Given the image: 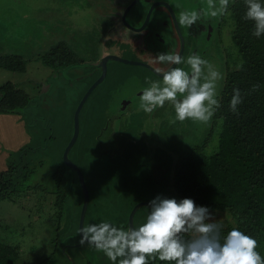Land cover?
I'll return each mask as SVG.
<instances>
[{
	"label": "rangeland",
	"instance_id": "374dc122",
	"mask_svg": "<svg viewBox=\"0 0 264 264\" xmlns=\"http://www.w3.org/2000/svg\"><path fill=\"white\" fill-rule=\"evenodd\" d=\"M65 1L0 0V56L12 54L22 55L30 59L26 73L13 74L0 69V85L5 82L20 79L17 86L25 90L30 96L32 106L30 110L33 112V115H29L28 110V113H24L22 117L26 121V133L32 139V142H29L26 146H34L37 148L33 150L31 147H25L27 154H29L25 155V158L27 161H30L31 168L28 167L24 171L33 172L27 185L21 189V192L12 201L6 199L0 202V243H15L20 246L23 258L17 264H58L55 262H47L48 257L53 252V249L50 247V240L47 239L56 234L54 231L56 226L53 225V217L58 213L57 209L55 210L54 206H52L53 204L48 203V200L53 201L50 199L53 189V186H50L52 185L50 181L53 178L52 174L55 164L63 161L64 149L67 148V143L75 132L74 115L72 113L75 111L77 103L84 93V87L90 85L96 78V75L89 74L86 77V82H83L78 87L76 96H73L74 94L69 91L71 87L67 82L65 83V79H69L66 74L60 79L61 81L59 79H53L51 78L52 73L48 72L41 65L40 57L46 53L45 51L49 48L52 37L67 38V32H72L73 37H77V29L74 27H66L64 19H62L61 28L56 29L57 18L59 16H66L64 14L66 13L64 7ZM90 21L92 24L89 12L82 11L79 16V24L83 35L88 33L87 28H89V25L91 26ZM209 26L211 27V25ZM230 26L231 35L228 38L233 49V66L234 61L240 63V55L237 47L233 43L236 25L232 19L230 20ZM212 31L210 32L211 35H209L211 39L218 35V31L216 33L215 30ZM38 68L42 72L36 78H33V75L36 76ZM4 75H6V79ZM47 80L53 82L54 86L45 84ZM42 83L46 85L44 89ZM105 84L103 83L97 91H104ZM57 85H60L61 88ZM224 86L225 76L222 77L221 83L217 86L218 100H220ZM40 93L41 95L44 94L43 100H40L38 97ZM112 106L113 104L109 105V110H111ZM88 109L89 107L84 109L80 120V142L78 147L80 145L88 147L96 143V139L100 133L99 129H96L99 116L88 113ZM105 113L106 111L104 115ZM143 113V115H146L140 118L142 121L140 124H144L143 132L147 130V126H149V132L151 129L153 131L155 129L161 131L163 143L167 141L168 145L173 144L175 146V153L166 152L167 158L171 160L169 161L165 157L167 166L170 167L177 164L188 154L192 147L197 145L207 144L204 149L209 155L217 152L223 127L222 122L215 124L214 115L208 122L187 120L188 124H185L186 127L184 128V121L180 122L176 120L174 107L170 103L164 113L155 119L156 121L150 119L151 123H147L149 121L146 120L148 114ZM13 119L15 118L7 117L6 121L12 122L11 120ZM30 120L36 121L32 127L30 126L32 123L29 124ZM4 121V118H0L1 125H4ZM14 121L18 122L17 120ZM124 121L129 122L130 117L126 116ZM105 122L106 119L102 121L103 125ZM7 133L9 134L10 131L7 130V132H4V134ZM15 135L13 137L15 139L12 141L9 138L4 140L0 136V148L4 142L8 145V148H12L23 138L24 141L25 139L27 141L25 133L23 138H20L22 136L20 132H16ZM147 142L151 143L149 149L150 157L154 159L156 155L154 147L157 139L150 137L147 139ZM4 148L6 147L4 146ZM110 156H116V159H122L121 154H104V166L99 168L94 178L87 180L92 201H95L98 207L97 211H95L96 217H104V221H106V218H109L111 215L117 217L123 211L129 210L131 203H137L139 205L138 203L144 201L150 202L157 196L174 198V196H169L164 193L167 185H164L161 179L151 180L150 169L142 167L145 164L142 166H139L140 164H136L134 167L130 166L127 168V173L120 174L116 171L115 166H108L107 159H111ZM98 158L99 156L97 158L93 157L92 150L82 152L79 149L77 153H75V150L71 153V159L81 166H87L89 172L97 168L99 164ZM5 161V154L0 151V171L8 170ZM15 161L17 162V159ZM128 161L132 163L136 162L134 157L129 158ZM153 186L156 187L152 189ZM82 192L80 191L79 193V189L77 188L71 194L68 206L71 207L81 203L82 199L80 197H82ZM43 202H47L45 209H41V203ZM147 210L150 211V208L145 207L142 212H146ZM211 210L213 211L214 221L222 226L221 229L229 225H234L235 220L228 212ZM109 222L118 227V218ZM64 224L66 227H69V219ZM189 237L191 238L190 234ZM63 251L66 255L59 253V260L62 261L61 264H67L64 256L72 262L71 264H112L103 252L98 251L94 246L89 244H84L83 246L79 244L75 250L77 256L71 249L66 250L64 248ZM36 255L38 258L35 257ZM149 262L154 261L150 260Z\"/></svg>",
	"mask_w": 264,
	"mask_h": 264
},
{
	"label": "flooded vegetation",
	"instance_id": "af4514ba",
	"mask_svg": "<svg viewBox=\"0 0 264 264\" xmlns=\"http://www.w3.org/2000/svg\"><path fill=\"white\" fill-rule=\"evenodd\" d=\"M234 3L233 0H229L228 11L224 15L215 18L204 15L196 25L189 28L179 23L181 11L206 10V0L65 1L66 13L64 14L66 16L57 18L56 29L61 28L62 19H64L66 27L77 29V37H73L72 32H67V38L52 37L49 48L41 57L48 56L49 62L55 65L53 67L46 65L44 59H41V65L46 70L50 69L48 72L52 73L51 78L53 79L60 80L66 74L69 79H65V83L67 82L71 87L69 91L74 94L73 96H76L78 87L83 82H86V77L89 74L96 75L95 80L84 87V93L72 113L74 115V124L77 109L81 104L80 101L85 98L90 88L97 81L102 80V83L87 98L79 116L80 122L86 107H89L88 113L99 116V121L96 124V129L100 131L96 139L97 142L88 147L83 145L78 147L80 142L79 130L78 139L69 153L70 161L78 166L85 176L86 166H81L71 159V153L74 150L75 153L79 149L82 152L92 150L95 158L106 153L121 154L122 159L114 161V166L118 173L125 174L130 166L134 167L136 164L142 166L145 164L142 167L150 169L151 180L161 179L164 185H167L164 193L179 199V194L175 187V171L179 162L170 167L165 163L166 152L175 153V146L173 144L168 145L167 141L163 143L161 131L156 129L153 131L151 129L149 132V126H147V130L143 132L144 124H140L142 122L140 118L146 115H143V110L139 107V97L142 95L143 90L150 86L148 82L157 81L162 83V73L164 71H168L171 67L188 68L186 63L180 65L160 63L157 60V56L163 52L180 55L185 61L188 56L194 53L198 54L209 61L221 73L222 77L225 76L226 82L233 59V49L228 37L231 35L230 20H233ZM82 11H88L92 19V24L90 21L91 26H88V33L85 35L82 34L79 24V16ZM211 29L215 30V33L218 31V35L214 36L213 39L209 37L211 35L210 32H213ZM39 49L42 50L40 47ZM221 80L217 81V86L221 83ZM103 83H106L105 90L97 91ZM45 84L54 86L50 80H47ZM42 86L44 89L46 85L42 83ZM57 86L61 88L60 85ZM38 97L43 100L44 94L41 95L40 93ZM110 104H113L111 110H109ZM168 105L169 103H166L163 108H157L151 114H148L146 120L149 121L147 123H151L150 119L155 120L162 115ZM126 116L130 117L129 122L124 121ZM104 119H106V122L103 125L102 121ZM185 124H188L187 120L184 121V128L186 127ZM153 126L155 125L153 124ZM73 136L68 141L67 147L72 142ZM150 137L157 139L154 147V152L156 153L154 159L150 157L149 149L151 143L147 142ZM194 147L187 155L193 151ZM66 149H64L63 154H65ZM18 154V152L14 153L10 155V158L13 155L18 157ZM131 157H134L136 162L128 161ZM10 158L8 160V168ZM16 159L20 161L19 158H14V160ZM167 159L169 160V158ZM62 162L80 180L76 170L69 167L64 159ZM58 164L54 166V173L60 169ZM73 179L75 180V178ZM50 183L52 184L53 181ZM168 187H170L168 192H165ZM50 199H52V195ZM48 203L53 204L54 202L48 200ZM145 207L148 206H143L138 211ZM135 217L134 226L136 227Z\"/></svg>",
	"mask_w": 264,
	"mask_h": 264
},
{
	"label": "trees",
	"instance_id": "16d2710c",
	"mask_svg": "<svg viewBox=\"0 0 264 264\" xmlns=\"http://www.w3.org/2000/svg\"><path fill=\"white\" fill-rule=\"evenodd\" d=\"M261 2L264 3V0ZM246 10L245 0H235L232 13L236 25L233 43L238 49L240 63L234 61L221 93L220 107L214 113L215 124L222 122L223 127L218 150L209 155L204 149L207 144L194 147L189 155L179 161L175 171V187L180 198L178 200L191 198L198 206L228 212L235 223L221 229V239L223 240L232 228H237L257 240V251L264 257V35L259 38L253 36V22L244 19ZM40 59H44V63L48 66L55 65L49 62L48 56ZM29 61L30 59L22 55L0 56V69L13 74L25 73ZM240 65L242 67L238 68ZM254 85L259 86L255 91L252 90ZM234 89H239L242 97V103L237 106L235 113L230 109ZM31 107L30 96L17 84L10 81L0 86V116L24 115L28 110L29 115H33ZM35 122L30 120L29 124L32 123L30 126L32 127ZM25 147L37 149L34 146ZM26 148L18 152V157L13 155L20 161L16 162L13 157L10 158L8 170L0 173V202L6 199L12 201L16 198L33 173L24 171L30 167V161L25 158V155H29ZM93 157L95 158V155ZM114 161L116 157L107 159L108 166H114ZM98 162L97 168L91 172L86 170V176L84 175L86 184L87 180L94 178L99 168L104 166V155L99 156ZM58 166L60 169L53 172L51 180L54 202L52 206L58 211L53 217V225L56 226L57 231L55 229L56 234L45 239L50 240V247L53 249L47 262L61 264L59 253L63 254L64 248L71 249L76 255L84 198L82 194L81 203L68 206L71 194L77 188L79 193L82 191L81 184L78 177L72 174L63 162ZM155 187L153 186L152 189ZM169 188L165 192H168ZM46 204L47 202L41 203V209H45ZM136 204L131 203L129 210L123 211L117 217L111 215L106 221L118 218V227L129 228V216ZM97 209L90 192L85 226L105 220L104 217L95 216ZM143 209L145 208L138 211L135 217L136 227L146 221L150 212L148 210L142 212ZM67 219H69V227L64 224ZM185 239L190 237L186 235ZM22 255L17 244L0 243V264H17L23 258ZM35 257L38 258L37 255ZM64 257L67 264L72 263L66 256ZM149 264H165V262L157 259Z\"/></svg>",
	"mask_w": 264,
	"mask_h": 264
},
{
	"label": "clouds",
	"instance_id": "9594fccd",
	"mask_svg": "<svg viewBox=\"0 0 264 264\" xmlns=\"http://www.w3.org/2000/svg\"><path fill=\"white\" fill-rule=\"evenodd\" d=\"M245 20L254 24L253 36L264 35V3L245 0ZM207 9L185 10L179 23L191 28L204 15L218 17L228 11L229 0H206ZM160 63L180 65L162 73V83L150 81L143 90L140 109L151 114L166 103L174 107L176 120L208 122L220 107L217 98V81L221 73L198 54L183 60L180 55L158 54ZM242 67V65L238 66ZM253 86V91L258 89ZM242 103L239 89L233 90L230 109L235 113ZM150 212L139 227L127 229L102 221L84 226L80 230L79 244H89L112 264H149L159 260L165 264H264L257 251L258 242L237 228H232L221 239V225L214 221L213 211L198 206L191 198L177 200L157 196L147 205ZM190 239H185L186 235Z\"/></svg>",
	"mask_w": 264,
	"mask_h": 264
},
{
	"label": "water",
	"instance_id": "95a60500",
	"mask_svg": "<svg viewBox=\"0 0 264 264\" xmlns=\"http://www.w3.org/2000/svg\"><path fill=\"white\" fill-rule=\"evenodd\" d=\"M102 83V80L100 81H97L91 88L90 90L88 91V93L86 94L85 98L81 101V104L80 106L78 107L77 109V112H76V117H75V124H74V129H75V132H74V136H73V139H72V142L70 143V145L67 147L66 151H65V154H64V161L65 163L69 166V167H72L76 170V172L79 174V177H80V184H81V187L83 189V193H84V203H83V209H82V212H81V220H80V230L85 226V218H86V214H87V211H88V207H89V204H90V192H89V189H88V186L86 184V180H85V177H84V174L83 172L80 170V168L78 166H76L75 164H73L71 161H70V158H69V153L70 151L72 150L76 140L78 139V136H79V130H80V122H79V116L86 104V101H87V98L89 97V95ZM149 204V202H144V203H140L139 205H137L132 213H131V216H130V227L134 226V217H135V214L136 212L143 206H147Z\"/></svg>",
	"mask_w": 264,
	"mask_h": 264
},
{
	"label": "crops",
	"instance_id": "0c3cea01",
	"mask_svg": "<svg viewBox=\"0 0 264 264\" xmlns=\"http://www.w3.org/2000/svg\"><path fill=\"white\" fill-rule=\"evenodd\" d=\"M2 70V69H1ZM47 70H50V69H47ZM40 71L39 68L37 69V73H36V76L33 75V78H36L39 74H40ZM20 74V73H18ZM4 78L6 79V75H4ZM12 82L14 84H17L20 82V79L18 80H12ZM6 83V82H5ZM3 85V84H2ZM1 86V85H0ZM6 117V118H5ZM7 117H12V118H15L13 120H11L12 122L10 121H6L7 120ZM0 118H4V125H1L0 124V136H2L4 140H7V138L10 139V141L14 140L15 138H13L15 135L16 132H20L22 133V136L20 138H23V135L24 133L26 134V138H27V141L25 139L24 141V138L19 142L17 143V145H15L14 147L12 148H8V145H6V143L4 142V144H1V148H0V151L2 153L5 154L6 156V166L8 168V160L10 158V155L14 154V153H17V152H20V150L26 146V144H28L29 142H32V139H30L29 135L26 133V121L24 120V118L22 117V115H3V116H0ZM14 120H17L18 122H15ZM7 130L10 131V133L8 134H4V132H7ZM15 131V132H14ZM18 134V133H17ZM29 138V139H28ZM24 141V142H22ZM4 146L6 148H4ZM0 168H1V165H0ZM3 172L2 170L0 171V173Z\"/></svg>",
	"mask_w": 264,
	"mask_h": 264
}]
</instances>
